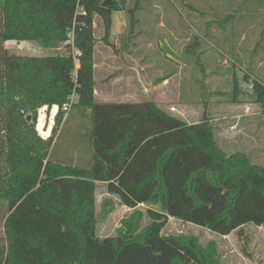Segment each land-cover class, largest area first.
I'll use <instances>...</instances> for the list:
<instances>
[{
	"label": "trees",
	"instance_id": "trees-1",
	"mask_svg": "<svg viewBox=\"0 0 264 264\" xmlns=\"http://www.w3.org/2000/svg\"><path fill=\"white\" fill-rule=\"evenodd\" d=\"M97 1L0 0V209L7 207L0 264H222L214 244L162 231L169 217L222 236L264 225V166L244 152L228 155L207 110L188 123L152 101H96L95 16L107 41L112 15L127 0L109 8ZM137 9H130L131 25ZM10 40L55 51L67 42L68 49L24 56L4 47ZM245 81L264 108V83ZM73 94V107L89 111L88 167L51 158L62 105ZM53 105L56 126L44 139L38 109ZM99 182L134 209L115 236L97 235ZM142 204L160 209L149 207L151 223L140 229Z\"/></svg>",
	"mask_w": 264,
	"mask_h": 264
},
{
	"label": "rangeland",
	"instance_id": "rangeland-1",
	"mask_svg": "<svg viewBox=\"0 0 264 264\" xmlns=\"http://www.w3.org/2000/svg\"><path fill=\"white\" fill-rule=\"evenodd\" d=\"M136 5L137 23L131 25L130 9ZM94 34L96 101H152L188 123L200 122L207 110L215 138L228 155L244 152L264 166V108L252 83L245 81L248 75L264 83V0H127L112 15L108 40L103 38L100 16H95ZM66 44L55 51L33 41L10 40L4 47L18 55L43 56L65 53ZM77 100L75 95L69 110H62L57 126L59 106L39 108L36 129L48 139L57 127L50 148L54 161L88 167L89 111L73 107ZM149 207L160 209L159 204L136 209L143 214L140 229L151 223ZM133 212L109 194L104 183L97 184L99 237L117 235ZM6 215L3 205L0 238L4 242ZM162 233L194 236L203 246L214 244L222 264H264V225L247 224L241 234L236 230L222 236L169 217Z\"/></svg>",
	"mask_w": 264,
	"mask_h": 264
},
{
	"label": "built area",
	"instance_id": "built-area-1",
	"mask_svg": "<svg viewBox=\"0 0 264 264\" xmlns=\"http://www.w3.org/2000/svg\"><path fill=\"white\" fill-rule=\"evenodd\" d=\"M72 33V32H71ZM70 33V34H71ZM72 43H73V41H72ZM76 52V54H79V51H75ZM78 61V60H77ZM74 96H75V94H73L71 97H70V101L69 102H67V103H65V104H63L62 105V110H64V111H68L69 110V108L71 107V104H72V102H73V99H74Z\"/></svg>",
	"mask_w": 264,
	"mask_h": 264
},
{
	"label": "water",
	"instance_id": "water-1",
	"mask_svg": "<svg viewBox=\"0 0 264 264\" xmlns=\"http://www.w3.org/2000/svg\"><path fill=\"white\" fill-rule=\"evenodd\" d=\"M100 3V0L97 1V4ZM111 5V0H104L103 6L109 8ZM28 120H31V116L29 115L27 117Z\"/></svg>",
	"mask_w": 264,
	"mask_h": 264
},
{
	"label": "crops",
	"instance_id": "crops-1",
	"mask_svg": "<svg viewBox=\"0 0 264 264\" xmlns=\"http://www.w3.org/2000/svg\"><path fill=\"white\" fill-rule=\"evenodd\" d=\"M106 102H112V101H106ZM118 102H127V101H118ZM129 102H134V101H131V100H129ZM135 103H137V102H135ZM54 106H57V105H54ZM58 108V107H57ZM57 111V110H56ZM55 111V112H56ZM52 112H53V110H52ZM55 112L53 113V116H54V114H55ZM50 129V128H49ZM105 184V183H104ZM106 185V184H105ZM108 192V191H107ZM109 193V192H108ZM110 194V193H109Z\"/></svg>",
	"mask_w": 264,
	"mask_h": 264
}]
</instances>
